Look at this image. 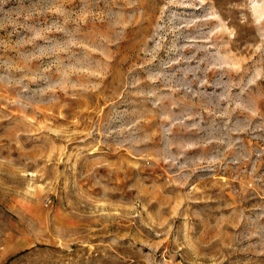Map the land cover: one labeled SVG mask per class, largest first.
<instances>
[{"label": "rangeland", "instance_id": "374dc122", "mask_svg": "<svg viewBox=\"0 0 264 264\" xmlns=\"http://www.w3.org/2000/svg\"><path fill=\"white\" fill-rule=\"evenodd\" d=\"M0 264H264V0H0Z\"/></svg>", "mask_w": 264, "mask_h": 264}]
</instances>
